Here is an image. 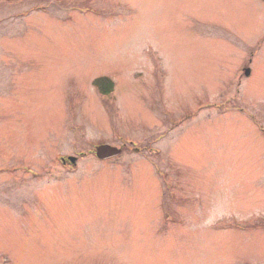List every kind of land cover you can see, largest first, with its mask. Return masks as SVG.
<instances>
[{
    "label": "rangeland",
    "instance_id": "obj_1",
    "mask_svg": "<svg viewBox=\"0 0 264 264\" xmlns=\"http://www.w3.org/2000/svg\"><path fill=\"white\" fill-rule=\"evenodd\" d=\"M0 264H264V0H0Z\"/></svg>",
    "mask_w": 264,
    "mask_h": 264
},
{
    "label": "water",
    "instance_id": "obj_2",
    "mask_svg": "<svg viewBox=\"0 0 264 264\" xmlns=\"http://www.w3.org/2000/svg\"><path fill=\"white\" fill-rule=\"evenodd\" d=\"M247 73H249V71H247ZM121 150L118 149L115 146H111V145H101L99 147H97V155L98 157L104 159V158H109L111 156H115L117 154H120ZM70 159H72V161H75L76 158L71 157Z\"/></svg>",
    "mask_w": 264,
    "mask_h": 264
},
{
    "label": "trees",
    "instance_id": "obj_3",
    "mask_svg": "<svg viewBox=\"0 0 264 264\" xmlns=\"http://www.w3.org/2000/svg\"><path fill=\"white\" fill-rule=\"evenodd\" d=\"M94 84L102 91L105 95L108 94L109 91H112L114 83L109 77H101L95 80Z\"/></svg>",
    "mask_w": 264,
    "mask_h": 264
}]
</instances>
